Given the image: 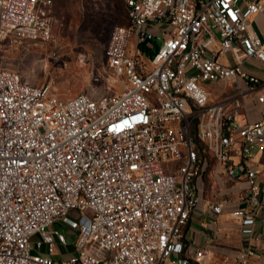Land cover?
<instances>
[{"label":"built area","instance_id":"1","mask_svg":"<svg viewBox=\"0 0 264 264\" xmlns=\"http://www.w3.org/2000/svg\"><path fill=\"white\" fill-rule=\"evenodd\" d=\"M125 5L128 22L113 27L105 49L118 80L127 78L123 90L62 98L1 60L6 40L52 39L53 0H0V264H209L212 250L190 243L184 227L202 205L197 178L210 157L224 183L246 177L231 211L244 233L256 232L262 186L248 159L264 149V115L240 118L246 90L236 77L252 90L261 83L242 64L264 61L249 20L264 0ZM219 82H233L235 93L215 96L206 84ZM203 203L213 222L225 209ZM59 221L77 228L63 263L53 255L68 243ZM255 253L249 244L222 264H250Z\"/></svg>","mask_w":264,"mask_h":264},{"label":"rangeland","instance_id":"2","mask_svg":"<svg viewBox=\"0 0 264 264\" xmlns=\"http://www.w3.org/2000/svg\"><path fill=\"white\" fill-rule=\"evenodd\" d=\"M53 14L57 20L52 39L28 40L18 49H3L6 66L35 84L50 83L62 98L82 91L94 98L122 91L124 84L119 80L127 78L118 80L107 65L105 49L113 27L128 22L125 0H53ZM207 187L210 196L226 197L214 182ZM71 213L78 214L75 209ZM55 225L67 231L69 241L76 239L77 228L64 221ZM39 237L36 234L33 239Z\"/></svg>","mask_w":264,"mask_h":264},{"label":"crops","instance_id":"3","mask_svg":"<svg viewBox=\"0 0 264 264\" xmlns=\"http://www.w3.org/2000/svg\"><path fill=\"white\" fill-rule=\"evenodd\" d=\"M249 20L258 34L264 38V11L254 13ZM25 43V41L19 43L9 39L5 41L2 49H18L19 45ZM219 58L225 63L236 62L232 53H221ZM1 60L3 65L5 63L4 66L8 65V63L4 62L2 54ZM242 68L246 75H255L261 80L258 87L252 90L249 89V84L244 76L238 75L236 77L240 86L246 90L245 107L240 118H248L250 121H255L264 115V103L258 100V95L264 93V61L256 55H251L244 59ZM206 86L212 92H215V96L233 94L236 90L233 82L208 83ZM234 159L236 161L239 160L238 157ZM248 163L256 171L257 179L262 186V191L258 195V202L253 206L257 217L256 232L254 234L244 233L239 218L231 211L239 200L241 189L248 185L246 177L243 176L235 184L224 183L220 180L217 173L214 172V169L220 168V165L210 157L204 163V169L197 178L198 193L202 198V205L192 213L188 223L184 227V233L193 245L208 246L212 250L213 257L209 264H222L224 256H228L232 260L242 247L249 244H252L256 248V253L250 257V264H264V149L254 148L252 155L248 159ZM213 182L217 186H221L222 195L226 197H221L218 200L219 194L211 196L207 194V189L209 188L207 187V183ZM209 199L225 204L224 211L215 216V222L203 214V207H205L203 202ZM74 248L75 239L73 241H69L68 239V243L66 244H57L53 255L59 263H63L70 253L74 251ZM46 250L47 248L44 247V251Z\"/></svg>","mask_w":264,"mask_h":264},{"label":"trees","instance_id":"4","mask_svg":"<svg viewBox=\"0 0 264 264\" xmlns=\"http://www.w3.org/2000/svg\"><path fill=\"white\" fill-rule=\"evenodd\" d=\"M126 24V23H125ZM148 53H152V50H150V51H147Z\"/></svg>","mask_w":264,"mask_h":264}]
</instances>
